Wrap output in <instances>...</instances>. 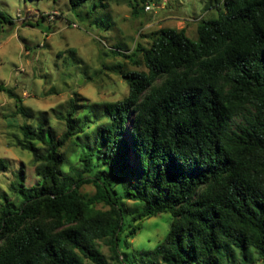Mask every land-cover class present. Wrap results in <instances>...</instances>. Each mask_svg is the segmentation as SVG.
Here are the masks:
<instances>
[{
  "label": "trees",
  "instance_id": "obj_1",
  "mask_svg": "<svg viewBox=\"0 0 264 264\" xmlns=\"http://www.w3.org/2000/svg\"><path fill=\"white\" fill-rule=\"evenodd\" d=\"M89 1L68 0L73 10ZM127 1L135 15L149 0ZM216 8L196 40L168 28L136 46L145 71L122 73L127 95L105 105L81 171L62 172L61 150L80 138L76 101L58 139L42 124L21 125L16 146L30 154L37 182L26 186L20 168L10 185L19 205L0 196V264H232L235 254L248 264V252L264 264V0ZM50 17L61 16L41 15ZM0 91L22 114L20 99ZM85 185L92 196L80 194ZM122 200L137 205L127 224ZM163 213L171 223L162 242L126 261L125 228L135 235Z\"/></svg>",
  "mask_w": 264,
  "mask_h": 264
},
{
  "label": "rangeland",
  "instance_id": "obj_2",
  "mask_svg": "<svg viewBox=\"0 0 264 264\" xmlns=\"http://www.w3.org/2000/svg\"><path fill=\"white\" fill-rule=\"evenodd\" d=\"M222 1L149 0L143 11L139 7L133 15L127 0H91L76 10L68 0H0V12L8 19L0 23V87L20 99L23 111L18 114L16 99L0 91V159L6 164V170L0 171V196L19 205L10 185L20 168L26 186L37 182L30 154L16 146L23 138L21 125L42 124L49 136L58 139L66 129L70 101H76L80 138L61 150L62 172L81 171L79 156L91 151L94 130L106 121L105 105L127 95L122 73L145 71L136 46L149 47L150 34L168 28L184 29L189 39L196 40L198 22L216 17ZM52 13L61 17H50L49 22L41 19ZM79 192L92 196L95 189L85 185ZM121 205L124 223L132 222L137 205L126 200ZM97 209L106 208L98 205ZM170 223V215L163 213L142 222L135 235L125 228L119 247L124 259L138 263L135 255L148 253L162 242ZM97 246L110 262L107 246L103 242ZM241 259L235 254L232 264H241ZM247 261L262 264L252 252L247 253Z\"/></svg>",
  "mask_w": 264,
  "mask_h": 264
},
{
  "label": "built area",
  "instance_id": "obj_3",
  "mask_svg": "<svg viewBox=\"0 0 264 264\" xmlns=\"http://www.w3.org/2000/svg\"><path fill=\"white\" fill-rule=\"evenodd\" d=\"M145 9L146 10H150V6L149 5H146Z\"/></svg>",
  "mask_w": 264,
  "mask_h": 264
}]
</instances>
